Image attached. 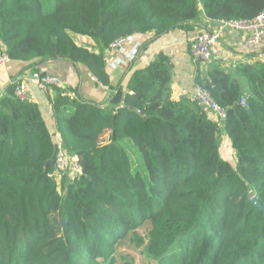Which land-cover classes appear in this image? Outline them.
<instances>
[{
	"label": "trees",
	"instance_id": "trees-1",
	"mask_svg": "<svg viewBox=\"0 0 264 264\" xmlns=\"http://www.w3.org/2000/svg\"><path fill=\"white\" fill-rule=\"evenodd\" d=\"M263 11L264 0H0V54L36 72L68 60L107 86L103 54L119 38ZM71 33L94 40L98 53ZM165 62L134 73L118 109L59 90L52 109L68 113L55 121L59 144L39 107L15 98V82L5 88L0 264H118L115 247L130 234L151 264H264V64L239 65L237 78L218 66L196 76L194 87L227 111L217 123L193 99L162 105L150 96ZM221 134L233 163L220 154ZM60 148L78 158L81 175H54Z\"/></svg>",
	"mask_w": 264,
	"mask_h": 264
},
{
	"label": "crops",
	"instance_id": "crops-1",
	"mask_svg": "<svg viewBox=\"0 0 264 264\" xmlns=\"http://www.w3.org/2000/svg\"><path fill=\"white\" fill-rule=\"evenodd\" d=\"M201 25L173 30L163 36H156L153 32L135 34L127 37L125 47L103 54L104 70L108 85L99 84L89 70L80 64L68 60L46 62L35 66L39 73L58 76L63 85L60 89L40 88L37 83L27 80L36 72L27 69V64L10 62L0 69V97L5 88L20 79H26L30 101L35 103L41 116L46 122L54 141L59 144L55 121L68 114L61 109L53 111L51 102L59 97V90L66 91L71 100L92 102L105 108H119L127 94L134 73L143 70L150 63L163 56L166 59L162 66L161 78L156 82V94L150 91V96L156 98L162 105L170 103L181 104L192 100L195 78L205 73L207 68L218 66L236 77V68L243 64H264V41L256 46L245 44L244 33L230 29L222 22L201 20ZM219 31L220 40L213 48V59L208 66L196 67L189 53L192 39L199 33ZM78 46L95 49L96 43L91 38L70 34ZM225 58V59H224ZM120 95L121 100L114 104L115 97ZM220 154L229 163H233L235 152L224 134L220 136ZM228 140V141H227ZM232 155V156H231ZM232 157V159H229Z\"/></svg>",
	"mask_w": 264,
	"mask_h": 264
},
{
	"label": "built area",
	"instance_id": "built-area-1",
	"mask_svg": "<svg viewBox=\"0 0 264 264\" xmlns=\"http://www.w3.org/2000/svg\"><path fill=\"white\" fill-rule=\"evenodd\" d=\"M230 29L240 31L245 35V44L249 46L259 45L264 41V11L257 15L253 20H233L222 22ZM220 40L219 31L204 32L197 35L191 43L190 53L194 64H206L213 58V48L216 47ZM125 46V40L119 38L112 42L108 47V52H113ZM225 59V58H224ZM10 62V58L6 53L0 54V68ZM26 79H20L15 82L14 96L15 98L26 101L29 99V92L25 84ZM27 80L36 82L39 86H61L62 82L56 76L49 74L32 73ZM193 100H195L207 112L208 116L217 122L226 120L227 113L224 108L219 106L211 97L209 92L201 87H196L193 92ZM244 104V101H241ZM70 169L75 175H81L82 169L78 163L76 156H70L65 153H59L55 160L54 175L58 176Z\"/></svg>",
	"mask_w": 264,
	"mask_h": 264
},
{
	"label": "rangeland",
	"instance_id": "rangeland-1",
	"mask_svg": "<svg viewBox=\"0 0 264 264\" xmlns=\"http://www.w3.org/2000/svg\"><path fill=\"white\" fill-rule=\"evenodd\" d=\"M228 141V140H227ZM221 144V139H220ZM232 156V155H231ZM229 159H232L230 157ZM251 199H256V196L252 191L249 192ZM151 230L149 223L144 224L143 227L138 229L135 233L141 238L146 239L147 234ZM140 240L132 237V234L128 235L125 240L119 242L115 247L114 258L118 264H151L141 254V248L137 247Z\"/></svg>",
	"mask_w": 264,
	"mask_h": 264
},
{
	"label": "bare ground",
	"instance_id": "bare-ground-1",
	"mask_svg": "<svg viewBox=\"0 0 264 264\" xmlns=\"http://www.w3.org/2000/svg\"><path fill=\"white\" fill-rule=\"evenodd\" d=\"M191 43H192V41H191ZM125 47V46H124ZM123 47V48H124ZM191 47V46H190ZM120 49H122V48H120ZM2 53H6L5 51H2ZM1 53V54H2ZM7 54V53H6ZM190 57H191V53H190ZM213 59V58H212ZM191 61H192V58H191ZM210 62H212V60L210 61ZM210 62L209 63H206V64H194L193 62V64L196 66V65H202V66H208L209 64H210ZM8 65V64H7ZM7 65H5L4 67H6ZM4 67H2V68H4ZM1 69V68H0ZM33 73H38V74H41V75H44L43 73H39V72H33ZM53 76H55V75H53ZM56 77H58V76H56ZM59 78V77H58ZM60 79V78H59ZM61 82H62V85H63V81L61 80ZM36 83V82H35ZM25 84H26V86H27V83H26V81H25ZM62 85L61 86H58L57 88H62ZM39 86V85H38ZM40 88H44V89H46V88H53V87H55V86H49V87H47V86H44V87H41V86H39ZM197 86H195L194 87V89L196 88ZM201 88H203V87H201ZM28 89V88H27ZM203 89H205V88H203ZM206 90V89H205ZM207 92H209L208 90H206ZM29 92V91H28ZM193 92H194V90H193ZM209 94H210V92H209ZM211 95V94H210ZM192 96H193V94H192ZM212 97V96H211ZM29 98H30V96H29ZM213 98V97H212ZM17 99V98H16ZM192 99H193V97H192ZM17 100H19V99H17ZM30 99H28V100H26V101H29ZM244 101V104H241V101ZM19 101H21V100H19ZM195 101V100H194ZM241 101H240V104L241 105H243V106H245V99L244 98H242L241 99ZM196 102V101H195ZM216 102V101H215ZM197 103V102H196ZM217 103V102H216ZM218 104V103H217ZM197 105L202 109V111H204V112H206L204 109H203V107H201L198 103H197ZM219 105V104H218ZM220 106V105H219ZM121 107V106H120ZM223 108V107H222ZM225 109V108H224ZM226 110V109H225ZM138 113V112H137ZM207 113V112H206ZM226 113H227V111H226ZM214 121H216V120H214ZM224 122V121H223ZM217 123H222V122H217ZM61 149V148H60ZM65 153L62 149H61V151L59 152V153ZM65 154H67V153H65ZM59 155V154H58ZM67 155H70V156H75V155H71V154H67ZM52 165H53V162L51 163ZM55 169V168H54ZM66 172H69L70 174H72L73 176H77V175H75V174H73L72 172H71V170L70 169H67L66 170ZM61 175V174H60ZM59 176V175H58ZM57 176V177H58ZM79 176V175H78ZM252 201H253V199H252Z\"/></svg>",
	"mask_w": 264,
	"mask_h": 264
},
{
	"label": "water",
	"instance_id": "water-1",
	"mask_svg": "<svg viewBox=\"0 0 264 264\" xmlns=\"http://www.w3.org/2000/svg\"><path fill=\"white\" fill-rule=\"evenodd\" d=\"M137 112H139V111H137ZM50 164L52 163V162H49ZM253 203H254V205L256 206V207H260V203H259V200L256 198H254L253 199ZM62 224H63V229L64 230H66V220H62Z\"/></svg>",
	"mask_w": 264,
	"mask_h": 264
}]
</instances>
